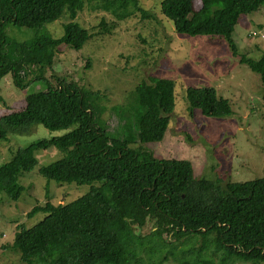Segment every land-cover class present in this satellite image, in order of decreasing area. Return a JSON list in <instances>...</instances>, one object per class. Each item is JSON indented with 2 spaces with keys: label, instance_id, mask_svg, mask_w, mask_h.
<instances>
[{
  "label": "trees",
  "instance_id": "16d2710c",
  "mask_svg": "<svg viewBox=\"0 0 264 264\" xmlns=\"http://www.w3.org/2000/svg\"><path fill=\"white\" fill-rule=\"evenodd\" d=\"M160 0L159 12L175 32L220 36L239 62L257 73L264 86V49L251 58L238 52L232 36L241 16L264 6V0ZM110 12L115 20L142 10L138 0H0V79L11 73L17 87L34 81L43 87L23 98L24 105L0 116V140L25 133L32 124L61 135L39 138L18 148L0 166V193L17 201L23 186L18 175L32 170L35 150L56 148L62 157L38 169L56 182L90 184L67 203L49 201L27 215L45 214L30 226L18 224L12 248L23 264H231L264 263V177L216 181L194 177L186 160L157 159L142 144L160 141L173 108L172 79L141 81L113 105L116 125L108 130L100 115V91L77 87L65 78L53 85L44 76L62 45L81 48L91 29L76 21L85 4ZM67 14L60 37L45 24ZM7 24L33 30L31 39H12ZM115 21L100 20L96 33H109ZM253 35V34H252ZM189 109L203 115L228 116L226 98L213 86L185 88ZM3 100L0 94V102ZM264 102V88L262 93ZM146 232L140 229L147 220Z\"/></svg>",
  "mask_w": 264,
  "mask_h": 264
},
{
  "label": "rangeland",
  "instance_id": "374dc122",
  "mask_svg": "<svg viewBox=\"0 0 264 264\" xmlns=\"http://www.w3.org/2000/svg\"><path fill=\"white\" fill-rule=\"evenodd\" d=\"M138 1L142 10H134L122 20H115L110 12L93 9L92 4L86 2L76 21L89 30L94 27L92 36L79 49L62 45L44 76L53 85L60 77L76 83L79 88L100 91L99 103L104 106L100 117L108 130L118 119L110 107L125 104L123 97L136 84L151 83L152 77L172 79L173 108L168 114L165 133L160 141L142 144V147L144 145L157 159L188 161L196 178L204 176L224 182L264 177V86L259 75L239 62V56L230 52L224 37L177 33L171 22L160 14V0ZM191 5L198 9L200 0H192ZM100 20L106 24L115 21V27L109 33H96ZM68 21V15L62 14L45 24V29L53 37H60ZM5 32L12 39H31L34 34L33 30L11 24L6 25ZM232 36L239 54L259 57L264 49V6L241 16ZM188 86H213L218 97L229 101L232 113L212 117L196 108L189 109L184 98ZM42 87L41 81H34L19 88L11 73L6 74L0 79L3 98L0 116L22 108L24 96ZM65 131L32 124L25 133L9 132L7 140H0V166L9 161L18 148ZM33 154L36 166L18 175V182L23 186L19 199L12 201L0 193V264H23L11 244L18 224L30 226L45 214L38 211L27 215L34 206L47 201L67 203L86 193L90 185L98 184L48 180L38 169L60 159L62 154L56 148L35 150ZM151 224L148 219L140 231H148Z\"/></svg>",
  "mask_w": 264,
  "mask_h": 264
},
{
  "label": "built area",
  "instance_id": "2783aa9c",
  "mask_svg": "<svg viewBox=\"0 0 264 264\" xmlns=\"http://www.w3.org/2000/svg\"><path fill=\"white\" fill-rule=\"evenodd\" d=\"M258 32V31H257ZM257 32H252V34L253 35H259V33H257ZM261 36L263 35V34H260Z\"/></svg>",
  "mask_w": 264,
  "mask_h": 264
}]
</instances>
